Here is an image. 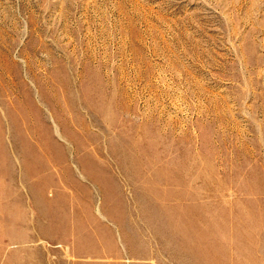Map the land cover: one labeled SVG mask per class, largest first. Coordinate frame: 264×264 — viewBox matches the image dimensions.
Here are the masks:
<instances>
[{
	"label": "rangeland",
	"instance_id": "rangeland-1",
	"mask_svg": "<svg viewBox=\"0 0 264 264\" xmlns=\"http://www.w3.org/2000/svg\"><path fill=\"white\" fill-rule=\"evenodd\" d=\"M0 264H264V0H0Z\"/></svg>",
	"mask_w": 264,
	"mask_h": 264
}]
</instances>
